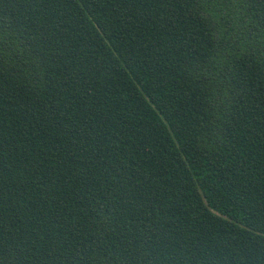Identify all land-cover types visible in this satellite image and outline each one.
<instances>
[{
	"label": "trees",
	"instance_id": "trees-1",
	"mask_svg": "<svg viewBox=\"0 0 264 264\" xmlns=\"http://www.w3.org/2000/svg\"><path fill=\"white\" fill-rule=\"evenodd\" d=\"M0 264H264V0H0Z\"/></svg>",
	"mask_w": 264,
	"mask_h": 264
}]
</instances>
